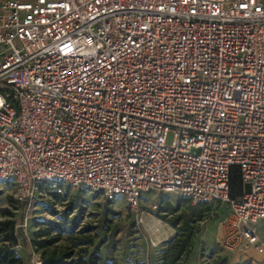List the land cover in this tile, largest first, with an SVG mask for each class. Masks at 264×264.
<instances>
[{
	"label": "built area",
	"instance_id": "built-area-1",
	"mask_svg": "<svg viewBox=\"0 0 264 264\" xmlns=\"http://www.w3.org/2000/svg\"><path fill=\"white\" fill-rule=\"evenodd\" d=\"M0 181L32 209L69 186L140 220L149 192L226 205L225 242L263 255L264 0H4Z\"/></svg>",
	"mask_w": 264,
	"mask_h": 264
},
{
	"label": "rangeland",
	"instance_id": "rangeland-1",
	"mask_svg": "<svg viewBox=\"0 0 264 264\" xmlns=\"http://www.w3.org/2000/svg\"><path fill=\"white\" fill-rule=\"evenodd\" d=\"M172 138L170 133L168 143ZM13 188L12 184L0 181V208L6 209L16 220L21 245L18 252L25 264L32 263L33 250L38 252L34 246L38 223L50 221L58 222L67 232H82L92 242L80 247L89 252L98 248L109 264H162L163 251L179 231L170 218L196 205L178 194L149 192L143 199L146 214L140 220L121 196L110 201L89 189L69 186L41 200L38 207L32 209L14 198ZM155 198L158 206L153 208ZM226 213V205L204 211L191 253L182 264H255L246 255L261 258L252 249H237L225 242L222 221Z\"/></svg>",
	"mask_w": 264,
	"mask_h": 264
},
{
	"label": "trees",
	"instance_id": "trees-1",
	"mask_svg": "<svg viewBox=\"0 0 264 264\" xmlns=\"http://www.w3.org/2000/svg\"><path fill=\"white\" fill-rule=\"evenodd\" d=\"M243 183L239 172L234 171L231 177L233 196L243 192ZM187 197V196H185ZM190 201L192 198L187 197ZM214 205L197 202L176 214L170 221L179 231L170 240L162 253V264H182L191 253L198 230V222L203 219L204 211ZM176 210V209H175ZM6 209L0 208V264H25L18 252V230L16 220L9 216ZM35 234L34 246L43 258V264H109L105 262L99 249L89 252L80 245L91 243L82 232L79 234L66 229L56 221L39 222Z\"/></svg>",
	"mask_w": 264,
	"mask_h": 264
},
{
	"label": "crops",
	"instance_id": "crops-1",
	"mask_svg": "<svg viewBox=\"0 0 264 264\" xmlns=\"http://www.w3.org/2000/svg\"><path fill=\"white\" fill-rule=\"evenodd\" d=\"M3 1H4V0H0V4H1ZM262 256L264 257V254H263V255H261V257H262Z\"/></svg>",
	"mask_w": 264,
	"mask_h": 264
},
{
	"label": "water",
	"instance_id": "water-1",
	"mask_svg": "<svg viewBox=\"0 0 264 264\" xmlns=\"http://www.w3.org/2000/svg\"><path fill=\"white\" fill-rule=\"evenodd\" d=\"M249 187H250V185H249V184H247V190L249 189Z\"/></svg>",
	"mask_w": 264,
	"mask_h": 264
}]
</instances>
